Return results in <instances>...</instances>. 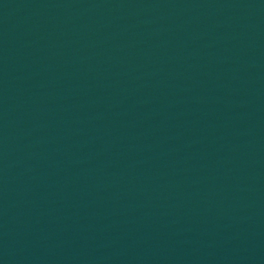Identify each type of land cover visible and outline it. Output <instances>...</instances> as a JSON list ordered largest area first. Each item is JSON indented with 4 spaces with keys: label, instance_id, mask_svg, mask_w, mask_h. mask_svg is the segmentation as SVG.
<instances>
[{
    "label": "water",
    "instance_id": "obj_1",
    "mask_svg": "<svg viewBox=\"0 0 264 264\" xmlns=\"http://www.w3.org/2000/svg\"><path fill=\"white\" fill-rule=\"evenodd\" d=\"M0 264H264V0H0Z\"/></svg>",
    "mask_w": 264,
    "mask_h": 264
}]
</instances>
